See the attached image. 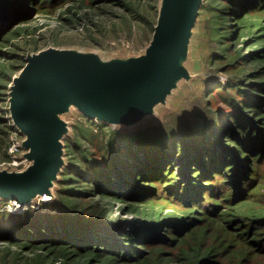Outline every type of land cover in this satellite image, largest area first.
Here are the masks:
<instances>
[{
  "label": "trees",
  "instance_id": "16d2710c",
  "mask_svg": "<svg viewBox=\"0 0 264 264\" xmlns=\"http://www.w3.org/2000/svg\"><path fill=\"white\" fill-rule=\"evenodd\" d=\"M61 1L31 3L47 6ZM217 1L226 3L212 4L220 24H224L220 27L230 30L224 36L226 39L236 35L231 19L238 22L243 13L264 9V0ZM254 24L249 23L247 42L256 44L264 40V26L260 30ZM255 51L253 58L264 51V46ZM252 57L240 54L238 62L230 67H240ZM213 87L217 90L211 91ZM204 98L203 112H196L182 129V124L121 129L86 117L90 123L78 126L79 133L70 145L78 154L70 156L61 171L58 200L44 202L49 209H0V240L23 242L26 247L43 244L55 252L87 258L84 264H167L174 251L167 252L164 247L188 244L198 220L206 216L193 215L197 206H218L215 198L229 199L234 205L251 198L257 200L248 193L264 177V65L249 73L234 74L225 84H208ZM216 135L222 142L210 144ZM253 160L259 162L260 168ZM159 182L166 186L164 195H158L153 186ZM226 190L230 192L227 198ZM240 191L245 196L238 199L236 194ZM106 195L129 203L130 208L135 203L152 205L142 206L144 210L133 221L115 217L108 208L83 204L88 197ZM54 208L57 211H52ZM254 215L247 217L252 233L264 228V212ZM257 242L259 247H253L242 258L222 260L234 251L229 248L218 255L200 256L197 252L190 257V263L260 264L264 231ZM213 255L222 258L214 261Z\"/></svg>",
  "mask_w": 264,
  "mask_h": 264
},
{
  "label": "rangeland",
  "instance_id": "374dc122",
  "mask_svg": "<svg viewBox=\"0 0 264 264\" xmlns=\"http://www.w3.org/2000/svg\"><path fill=\"white\" fill-rule=\"evenodd\" d=\"M161 1L62 0L59 4L44 6L41 2L32 4V0H13L9 16L3 21L0 20V170H20L24 167V164L17 163H22L20 159L24 157L25 150L15 149L16 152L11 153L13 140H22L26 136L19 131L11 116L10 89L14 76L19 74L26 63L27 54L53 46L95 52L104 60L141 55L146 52L153 37ZM212 4L224 6L226 3L203 0L193 28L188 55L183 60L190 71V77H184L178 82L168 95L166 102L159 103L151 114L134 124H112L95 120L96 122H104L121 129L151 124L156 126L165 124L166 127L170 124H182L179 127L182 129L193 120L196 112H203L204 93L208 84L213 82L225 84L234 74L249 73L264 65V51L258 53L256 58L252 57L257 48L264 46V40L257 41L256 44L247 42L249 23L254 22V28L260 27V30L261 25L264 26V9L253 13H243L238 22L231 19L233 23L231 26L235 29L233 32H236V35H234L235 38L226 39L224 36L230 30L227 27H220L223 23L220 24ZM223 40L226 41L223 42ZM228 46L232 47L228 48ZM240 54L244 57L251 55L253 59H249L240 67L231 68V64L238 62ZM213 90H217V87H213L211 91ZM61 117L68 123V131L62 138L65 161L63 170L68 163V158L78 154L77 149L70 146L79 133L78 126L83 122L87 124L90 122L75 105H71L67 111L61 113ZM250 117L252 118V114ZM213 142L222 141L216 135L210 144ZM233 144L234 142L231 143ZM226 145L230 146V143ZM253 162L260 168L259 162L256 163L254 160ZM61 177L60 172L54 181L50 199L44 200L38 196L23 209L16 210L7 208V201L1 200L0 209L22 212L31 208L40 209L44 206V202L58 200L57 190L60 187ZM153 186L157 188L158 195L165 194L164 183H153ZM225 192H227L225 193L227 198L230 192L229 190ZM248 194L259 201L254 198L251 200V198L234 205L228 201L229 199L215 198V203H220L218 206L217 204H206L201 208L197 206L193 215L201 217L205 214L206 216L198 220V227L189 237L188 244L164 247L167 252L174 251V255L169 256V262L166 261L167 264H191L190 257L197 252L200 256L218 255L233 248L234 251L228 257L222 258L216 255L212 257L214 261L222 258L227 262L230 257L242 258L248 255L253 247H259L257 239L262 235L264 228L252 233L249 230L251 226L247 217L264 212V205H262L264 203H261L264 202V177L261 178L259 186ZM254 194L256 196H253ZM236 195L239 199L245 196V192L240 191ZM206 196L211 199L210 195ZM83 202L87 206L94 204L97 206L95 208H108L115 217L133 221L134 217L144 210L142 206L151 207L152 205L151 203H148L149 205L135 203L134 207L130 208L127 207L129 203L115 199L111 195L103 198L88 197ZM157 207L160 208V204ZM44 209H49V206H44ZM52 211L57 209L54 208ZM148 214L152 215L150 212ZM141 215L148 216L145 213ZM168 232L171 234L172 230ZM24 244L0 240V264H63L64 261H68V264H84L87 262V258L70 256L62 251L55 252L43 244L27 247ZM262 257L260 264H264V256Z\"/></svg>",
  "mask_w": 264,
  "mask_h": 264
},
{
  "label": "water",
  "instance_id": "95a60500",
  "mask_svg": "<svg viewBox=\"0 0 264 264\" xmlns=\"http://www.w3.org/2000/svg\"><path fill=\"white\" fill-rule=\"evenodd\" d=\"M203 0H162L146 52L125 59H102L95 52L47 47L29 53L14 76L10 111L26 136L32 163L25 170H0V197L24 208L40 195L53 194L64 166L68 123L61 117L75 105L90 119L134 124L151 114L190 71L183 63ZM13 0H0V20ZM44 200L43 196H41ZM50 199V198H48Z\"/></svg>",
  "mask_w": 264,
  "mask_h": 264
},
{
  "label": "built area",
  "instance_id": "2783aa9c",
  "mask_svg": "<svg viewBox=\"0 0 264 264\" xmlns=\"http://www.w3.org/2000/svg\"><path fill=\"white\" fill-rule=\"evenodd\" d=\"M19 129V128H18ZM20 131V130H19ZM21 132V131H20ZM26 138V137H25ZM25 138H23L22 140H13V144H12V147H11V153H15V149L17 150H21V149H24L25 150V154H24V157L20 159V162L22 163H17V164H24V167L23 168H20L19 171L21 170H25L31 163L32 161L26 156V152H27V149H25L23 147V142L25 140ZM0 167H1V162H0ZM7 205L6 207L11 209V210H16V209H23L19 204L18 202L14 201V200H9L8 202H6Z\"/></svg>",
  "mask_w": 264,
  "mask_h": 264
},
{
  "label": "bare ground",
  "instance_id": "6f19581e",
  "mask_svg": "<svg viewBox=\"0 0 264 264\" xmlns=\"http://www.w3.org/2000/svg\"><path fill=\"white\" fill-rule=\"evenodd\" d=\"M40 196H43L45 199H48V198H50L51 196L49 195V194H47V195H40ZM1 200H5V201H9L10 199H7V198H3V197H0V201ZM25 205H28L27 203H25ZM25 205H24V207H25ZM32 205V204H31Z\"/></svg>",
  "mask_w": 264,
  "mask_h": 264
}]
</instances>
